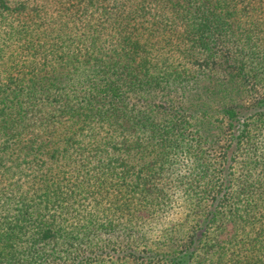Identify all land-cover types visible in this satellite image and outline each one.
I'll list each match as a JSON object with an SVG mask.
<instances>
[{
	"label": "trees",
	"instance_id": "obj_1",
	"mask_svg": "<svg viewBox=\"0 0 264 264\" xmlns=\"http://www.w3.org/2000/svg\"><path fill=\"white\" fill-rule=\"evenodd\" d=\"M263 201L264 0H0V264H264Z\"/></svg>",
	"mask_w": 264,
	"mask_h": 264
},
{
	"label": "rangeland",
	"instance_id": "obj_2",
	"mask_svg": "<svg viewBox=\"0 0 264 264\" xmlns=\"http://www.w3.org/2000/svg\"><path fill=\"white\" fill-rule=\"evenodd\" d=\"M244 97H246V96H244ZM239 98H240V96H238L237 93H236V91H234L232 89L231 84H228L227 87H226V89L224 91H222V93L220 94L219 98L215 102H212V106L214 107V109L220 108L221 105H222V103H220V100H222V101L224 100L225 102L230 103L229 102L230 100H228V99H232V100L237 101L234 104L241 103V104H246V105L253 103V100H254V98L251 97V96L248 97V98L242 99L241 101L240 100L238 101ZM260 146H263V145L260 144ZM237 159H239V157ZM240 173H243V168H240V166H239V167L236 168V175H239ZM257 174H258V171H256L253 175H251V178L253 179V177H257ZM173 195L175 196V195H178V194H173ZM242 207L245 208V205L242 204ZM259 209H260V211L258 212V214H257L258 216H257V218H256L255 221H264V201L260 203ZM174 210L180 211L181 209L175 208V209H173V211ZM225 214H228V213L225 211ZM238 218H239L238 221H250V220H245L242 216L241 217H238ZM228 220H229V217L227 219H224L223 221H228ZM176 222L177 221H175V222L174 221H142L141 223H143L142 225H145L144 226V229L145 230H149V228L147 226V224H149V223L150 224L160 223L158 225H154L153 226V231L152 232L158 233V232H160V230L162 229V227L164 225L173 224V223H176ZM245 226L247 227L246 230L244 228ZM253 227H256V225L253 226ZM253 227H251L249 225L247 226L246 224H244V225L241 226L240 230H238L236 236L234 234V236L232 238L229 237V240L228 241L233 242V245H232V249L233 250H237L239 248L238 247V244H237V239L247 240L249 238L250 239H253L256 236V235H253L251 233V230H255V229H252ZM225 235H227V234H225ZM243 254H245V253H243ZM93 256L96 259L101 260V262L104 261V260H106V258H108L106 252H103L102 254L98 253V255H93ZM124 261L125 260L123 258H121V261L120 262L121 263H124ZM255 261L256 260L248 261V262L243 263V264H252V263H255Z\"/></svg>",
	"mask_w": 264,
	"mask_h": 264
}]
</instances>
